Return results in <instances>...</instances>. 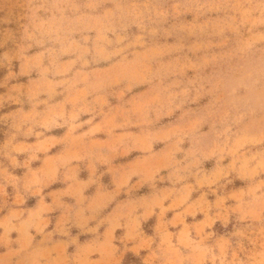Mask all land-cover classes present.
<instances>
[{
    "label": "clouds",
    "instance_id": "clouds-1",
    "mask_svg": "<svg viewBox=\"0 0 264 264\" xmlns=\"http://www.w3.org/2000/svg\"><path fill=\"white\" fill-rule=\"evenodd\" d=\"M0 264H264V0H0Z\"/></svg>",
    "mask_w": 264,
    "mask_h": 264
}]
</instances>
